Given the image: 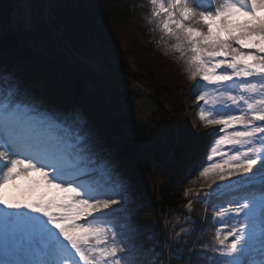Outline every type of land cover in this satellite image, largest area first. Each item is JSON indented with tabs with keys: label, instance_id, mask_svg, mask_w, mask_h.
<instances>
[{
	"label": "snow or ice",
	"instance_id": "6c2138e0",
	"mask_svg": "<svg viewBox=\"0 0 264 264\" xmlns=\"http://www.w3.org/2000/svg\"><path fill=\"white\" fill-rule=\"evenodd\" d=\"M150 3L189 79L204 82L199 121L218 128L198 169L209 182L203 202L237 194L213 208L212 218L230 225L215 230L213 245L186 258L177 233L159 246L173 250L174 264H205L199 257L208 253L211 264H264V0ZM58 40L35 12L0 15V66L23 50L45 55ZM18 95V87L0 90V264H145L138 257L157 241L135 226L128 187L99 163L81 115Z\"/></svg>",
	"mask_w": 264,
	"mask_h": 264
},
{
	"label": "trees",
	"instance_id": "16d2710c",
	"mask_svg": "<svg viewBox=\"0 0 264 264\" xmlns=\"http://www.w3.org/2000/svg\"><path fill=\"white\" fill-rule=\"evenodd\" d=\"M20 1L0 0V15L10 16ZM151 11L150 0H54L51 21L78 52L96 60L103 57L105 66L148 90L141 97L152 98L158 111L144 127L136 126L126 106L120 113L112 110L114 100L124 105L122 97L130 90L106 82L113 89L108 96L102 87L87 85L85 80L90 77L104 79L100 72L81 68L60 41L55 56L23 50L18 59L0 66V90L18 87L19 100L61 113H79L95 140V152L105 154L100 164L107 163L112 179L128 187V196L134 201L129 207L135 226L143 237L153 236L157 241L154 252L148 250L138 259L155 264L157 254L163 251L161 264L166 259L174 264L166 258L173 250L167 248L166 255V247L159 246L168 244L165 214L169 216L172 241L177 231L174 216L188 220L185 226L189 230L183 232L177 247L183 249L186 258L194 257L191 249L215 243L218 227L227 232L230 225L214 220L213 208L237 194L203 202L209 182L198 176V169L210 140L208 134L190 124L185 98L195 95L197 85L204 82L189 79L180 54L170 51L174 39L160 30ZM189 132L195 135L189 136ZM157 136L155 147L146 144ZM151 244L147 241L146 248ZM199 258L211 264V253Z\"/></svg>",
	"mask_w": 264,
	"mask_h": 264
},
{
	"label": "rangeland",
	"instance_id": "374dc122",
	"mask_svg": "<svg viewBox=\"0 0 264 264\" xmlns=\"http://www.w3.org/2000/svg\"><path fill=\"white\" fill-rule=\"evenodd\" d=\"M215 2L218 4L220 0H215ZM53 3L54 0H22L18 3V6L15 7L11 11V15L14 13L18 14H25V13H31L36 11L39 16H43V22H47L49 24H52V18H53ZM42 5L43 8H41L42 12L39 9V5ZM36 6V7H33ZM41 7V6H40ZM10 15V16H11ZM193 27L201 28V25L198 24H192ZM206 30V29H205ZM56 34L59 38L58 41L63 45L64 49L69 52V55L72 58H75L77 60V64L80 65L81 68L85 66L87 71L92 72H100L101 77L105 80H100L99 78H88L85 80L86 84L89 86H99L102 87L105 94L110 96L113 92V89L110 88L106 82L113 83L115 86L121 88V89H129L130 92L124 95L123 102L124 105H121L120 103H117V100H114L112 105V110H114L116 113H120L123 110V107H127L128 111H130L134 117H135V123L136 126L144 127L148 120L153 118V115L157 113L158 107L156 102L149 97H141L148 93V90H146L142 85H138L135 81L131 80L126 74H121L119 72H115V70L108 68L103 63V57L97 56V60L89 57L87 54L83 52H78L75 48L72 47L71 43L68 41L66 36L62 34L58 29H56ZM58 47V45L56 46ZM54 47L49 51V53L53 54L55 56V50ZM84 69V68H83ZM196 95H198V91L195 92V95L187 96L185 98L188 109L186 111V115L188 120L190 121V124L196 129L198 132H205L208 134V140H211V137L209 136V133H214L218 131L217 127H210L205 128L202 126L201 122L198 119L197 111L200 108V103L197 102L195 99ZM202 103V102H201ZM44 107L43 105H41ZM158 123L161 122V119H156ZM159 139L157 136L154 139H150L149 141H146V144L151 145L152 147H155L156 141ZM164 142V139H163ZM229 148L231 146H228ZM99 163L103 160V157L99 156ZM21 184V182H19ZM14 189L10 186L7 190L8 194H12ZM167 217L164 218L165 228L167 229V238L168 243L172 242V239H174L171 226L169 222V216L168 213L165 214ZM90 218V217H89ZM174 222L177 225V233H183L189 230L188 227L185 226L186 222H188L187 219H181L180 217L174 216Z\"/></svg>",
	"mask_w": 264,
	"mask_h": 264
},
{
	"label": "bare ground",
	"instance_id": "6f19581e",
	"mask_svg": "<svg viewBox=\"0 0 264 264\" xmlns=\"http://www.w3.org/2000/svg\"><path fill=\"white\" fill-rule=\"evenodd\" d=\"M190 122V121H189ZM153 167H155L154 165H153Z\"/></svg>",
	"mask_w": 264,
	"mask_h": 264
}]
</instances>
